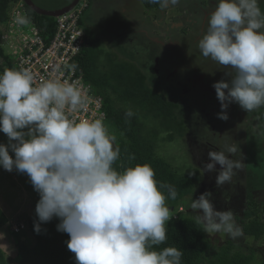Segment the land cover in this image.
<instances>
[{
    "label": "clouds",
    "instance_id": "clouds-1",
    "mask_svg": "<svg viewBox=\"0 0 264 264\" xmlns=\"http://www.w3.org/2000/svg\"><path fill=\"white\" fill-rule=\"evenodd\" d=\"M148 2L166 9L178 0ZM14 22L26 26L30 18L17 14ZM197 47L204 58L233 70L223 71L226 78L213 83L219 119H229L226 110L232 103L246 112L264 106V11L259 0H217ZM86 103L76 83L49 79L36 85L27 68L0 73V131L8 138L7 144L0 143V167L27 174L39 194L34 230L39 233L41 223L58 217L57 230L69 235L66 243L76 264H181L179 248L153 247L167 240L166 199H176L175 188L158 186L147 163L117 170L120 148L114 147L116 136L109 134L103 119L69 118ZM133 115L131 109L125 113ZM238 153L241 158L233 159ZM208 157L203 168L217 172V188L230 183L244 166L238 144L210 150ZM211 197L206 190L189 204L204 232L242 237L234 211L217 210Z\"/></svg>",
    "mask_w": 264,
    "mask_h": 264
},
{
    "label": "trees",
    "instance_id": "trees-1",
    "mask_svg": "<svg viewBox=\"0 0 264 264\" xmlns=\"http://www.w3.org/2000/svg\"><path fill=\"white\" fill-rule=\"evenodd\" d=\"M19 1L0 0V38L10 9ZM141 2L150 11L161 8L159 4L149 3L148 0ZM25 7L42 32L52 35L55 18L39 15L26 5ZM80 23L84 27L82 18ZM84 30L86 45L74 59L73 65L82 74L84 82L102 98L106 114L104 124L109 134L116 136L114 147L118 145L120 148V157L114 167L122 171L135 164L147 163L155 171L158 186L161 183L170 185L177 192L176 199H166L171 211L170 220L165 225L167 240L153 247L157 250L167 246L179 248L183 252L181 264H264V258L258 260L259 262L255 261L254 249L245 253L242 249H235L229 240L225 241L224 246L218 241L219 237L212 239L204 232V227L197 221L196 216L186 210L189 208L187 199L199 189L202 179L200 171L194 168L180 173L157 154L160 142L185 136L186 127L184 120L177 116V104L150 86L140 66L130 60L118 58L113 51H105L99 46L98 37L91 38L92 30L87 26ZM135 63L139 65L138 62ZM5 68L15 69L12 59L0 43V73ZM128 109L134 113L130 118L125 116ZM162 191L167 196V189ZM248 197V209L243 210L242 216L236 218L246 237L260 241L264 238V222L258 217L261 204L254 202L251 196ZM180 207L184 211H178ZM37 220V216L27 220V228L34 240L33 245H28L19 238L16 243L18 260L10 263L5 253L0 250V264H76L75 254L68 249L66 243L70 239L69 235L57 230L60 219L53 217L49 222L41 223L39 233L34 230V221ZM7 222L8 219L0 208V230Z\"/></svg>",
    "mask_w": 264,
    "mask_h": 264
},
{
    "label": "rangeland",
    "instance_id": "rangeland-1",
    "mask_svg": "<svg viewBox=\"0 0 264 264\" xmlns=\"http://www.w3.org/2000/svg\"><path fill=\"white\" fill-rule=\"evenodd\" d=\"M71 1L72 0H38V2L40 3L38 5L42 8L51 10L57 8L58 5L59 7H63V5H67ZM82 1L87 3L88 0ZM210 1L211 0H178L177 4L169 5L165 9V11L168 10V13L164 12L165 14H163L160 11L154 13L147 12V14L149 13L150 17H147L146 20L140 19L141 22L139 26L145 25V27L153 32L154 35H157L160 31H162L160 25L163 24L162 26H170V24H172L173 22L172 26L174 29L170 30L173 31L174 35H176L178 40H180L181 37L177 34H184V32L189 31V29L192 27V19L196 17V14L201 21L203 11H207L208 9V12L209 10H211L210 12H212L215 9L216 4L210 5ZM213 1L217 3V0ZM180 4H185L183 10L177 9L179 8L178 6ZM117 6L118 5H116V8H113L112 17L107 16L109 17L108 19L99 23V28H96L99 33L93 32L92 29L91 38L98 37L100 39L99 46H101V48L105 51L108 50L115 52L118 58H129L131 60H136L138 63L140 62L144 66L146 65V67L148 68L150 66V62L148 60V57H145L146 52H148V48L145 47L146 43H144L145 53H143L141 50H133L124 43V40L130 39L131 36L129 33H127L129 29L124 26L123 23L127 19V15H129L132 11H128L126 14H122L119 11V6ZM259 6L261 10L264 11V0H259ZM175 13L177 16H180L179 19H172V16H174ZM100 17L101 16L99 15L98 19ZM162 17L166 18L161 19ZM135 19L138 18L136 17ZM85 21H87L86 18ZM85 21L83 20L84 28L86 24ZM113 21L116 22V24H118L119 26L121 25V28L124 27L122 31V39H120L117 35L119 27L116 26L114 29L109 28L108 24ZM190 33H192V31H190ZM107 38L110 40L109 44L107 43ZM142 42H144V40ZM111 44L114 45L113 48H111ZM131 50H133V52H131ZM183 50H178V53L176 50L175 53L178 54V57L174 59H180V55H182ZM171 55L175 57L176 54ZM131 60V63L139 67L137 63ZM162 62L165 63V61ZM211 63L214 66H212L213 68L211 72L213 71L215 73L218 71L217 76H220L219 70L221 66L217 65L214 61H212ZM214 68L216 69L214 70ZM205 69H209V67ZM221 69L222 71H233L232 69ZM160 72L162 73V70H160ZM210 76L212 75L210 74L209 77ZM221 78L226 77H224L223 75L222 77H220V79ZM206 81L203 83L206 84ZM207 85L210 87L213 85V82H208ZM227 110H231L229 112V119L222 125L223 127L221 128V131H224V135H228V140L227 142H225V144H238L243 154V160L245 162L243 168L241 169V174L245 177L238 176L241 181L235 182L236 179L234 178L230 183H228V185L230 184L232 186L236 183L239 188L241 186V190H243V194L246 197H244L243 195H240L241 197L239 196V198L236 197V199H239V204L238 202L234 201L235 205L233 208L230 207V209L234 211L235 219L237 221L236 216H242V211L248 209V196H251L254 202H260L261 205L258 210V217L264 222V106L253 111L246 112L245 110L241 109L238 104L232 103L229 105ZM199 117L200 116H198L196 119L193 118L194 122L190 124L188 135H185L184 137L177 136L173 141L160 142L157 148V154L171 163L172 166L178 169L180 173H186L189 169H198L203 179L205 177L203 175V172H205L203 165L206 162H209V159L203 158L201 159V161L197 158V156L200 155V150H198L197 148V145L199 144L197 140H195V138L198 136L201 137L203 135V137L206 139L208 135L206 133V126L203 123V120L201 118L199 119ZM198 119L199 122H196V120ZM206 122H208L207 119ZM209 124L217 125L214 120L210 121ZM197 125H199L200 128ZM25 131H27V129H25ZM213 139H215V135L213 136ZM0 143H8V138L2 131H0ZM223 145L224 144L219 143L215 147L220 150ZM9 152L10 155L14 156V153L11 152V150H9ZM236 156L239 159L241 158L239 153ZM220 167L221 166L219 164L216 165V169H220ZM214 174L215 172H212L209 173L208 176L210 177ZM234 177L236 176L234 175ZM211 178H213V176ZM199 190L200 189L196 190V192L187 199L188 205L190 204L192 199H197L199 197V195L201 194ZM225 198L226 201H232V199H229V196L227 194ZM38 200L39 194L34 190L27 174L19 173L15 169L12 171H6L2 167H0V204L2 205V210L8 217V222L0 230V250L5 253L6 258L10 263L18 260V256L16 255V243L19 238L25 240L26 234H29V229L27 228V220L29 217L36 216L35 207ZM214 203L216 209L220 210L221 206L218 207V205H216V202ZM236 206L237 208H235ZM187 210H189L193 215L196 216V213L191 208H187ZM13 222L15 223V225L11 226L10 223ZM21 225L25 226L24 229H19L20 231L18 233L13 231V228H15L16 226L17 228H19ZM207 234L212 239L219 237L218 241L220 243L222 242L224 246L226 243L225 241L229 240L231 241V245H234L233 247H235V249H242L243 251H245V253H250V249H254L255 261L257 262H259L258 260L264 258V238L260 241H254V239L250 236L246 237L243 234V236L239 239L233 240L224 233Z\"/></svg>",
    "mask_w": 264,
    "mask_h": 264
},
{
    "label": "flooded vegetation",
    "instance_id": "flooded-vegetation-1",
    "mask_svg": "<svg viewBox=\"0 0 264 264\" xmlns=\"http://www.w3.org/2000/svg\"><path fill=\"white\" fill-rule=\"evenodd\" d=\"M33 2L37 6H39L38 4H40L38 0H33ZM86 4H87V9L84 12V19L86 18L88 20L90 29L91 30L93 29V32L99 33V31H97L96 28H99L98 25L100 22H103L109 17H112L113 6L114 4H116V1L88 0ZM214 4L216 3L213 0H211L210 5H214ZM100 5L101 7L99 8V12H96L95 8H98ZM184 5L185 4H180L178 6L179 8L177 9L183 10ZM61 7H59V5L57 6V8H61ZM132 7H134L133 8L134 11L144 10L153 13L157 11H160L163 14L168 13L167 12L168 10L165 11V9H161V8L158 10L154 9L152 11L145 9L143 7L142 2L140 3L135 2V4L132 5ZM210 11L211 10H209L208 12V9L207 11H203L201 21L198 15L196 14V17L192 19L193 20L191 25L192 27L189 29V31H187L188 33L184 32V34L182 33L177 34L181 37L180 40H178L177 36L174 35V32L170 30V29H174L171 24L170 26H162V25L160 26L163 35L160 36V38H158L159 40L155 42L152 39L156 38L155 37L156 35H154L153 32H151L149 29H147L145 25L139 26L138 22L141 21L139 20L130 21V18L127 17V19L123 23V25L129 29L127 33H129L131 36L130 39H126V40L123 39L125 41L124 43L129 48L133 50H141L143 53H145V47L148 48V52H146L145 57H148L150 66L147 68L146 65L144 66L140 62H139V66L144 70L147 82L150 84V86H152V88H154L155 90L163 93L168 100L177 104L178 108L176 113L179 119L184 120L186 127L185 135H188L190 124L194 122V119L200 116L199 119L201 118L203 120V123L206 126V133L208 136L206 139L203 137V135L201 137L198 136L195 138V140H197L199 144L197 145L198 150H200L199 152L200 155L197 156L199 160L203 158L209 159L208 152L210 150H218L215 146L218 145L219 143L225 144V142H227L228 140L227 139L228 135H224V131L223 130L221 131V128L223 127L222 125L226 123V121L221 120L217 117V113L221 111L220 101L216 97V91L213 85L210 87L207 85L208 82L214 83L215 81H218L220 77L224 75V72L222 71L221 68L220 70L218 69L220 71V76H217L218 71L215 73L213 71L211 72L212 68L214 67L213 64L211 63L212 60L210 58L205 59L200 54V51L197 47V42L199 37H201L204 34V32L207 30L208 17L206 15L210 13ZM99 15L101 17L98 19ZM172 17H173L172 19H179L180 16H177L175 13L174 16ZM108 26L110 29H114L116 26L119 27L117 31V35L120 39L123 38L122 31L124 27L121 28V25L119 26L114 21L109 23ZM190 31H192V33H190ZM159 34H157V36ZM106 40L107 43L109 44L110 40L108 38ZM143 40L144 42H142ZM144 43H146L145 47H144ZM171 44H173V46H171ZM113 47L114 45L111 44V48ZM133 50H131V52H133ZM176 50L177 53L179 52L178 50H183L182 55H180V59L178 60L174 59L178 57V54L175 53ZM171 54L174 55L176 54V55L174 57ZM123 60H131V59L123 58ZM131 61L135 62L136 60H131ZM162 61H165V63H163ZM207 67H209V69H205ZM215 69L216 68H214V70ZM160 70H162V73L160 72ZM210 74L212 76L209 77ZM205 81L207 82L206 84L203 83ZM226 111L229 115V112L231 110H226ZM199 119L196 120V122H199ZM206 119L208 120V122H206ZM213 120L214 122L217 123V125L215 124L216 126L213 124L211 125L209 124V122ZM197 126L200 128L199 125ZM214 135H215V139H213ZM232 158L239 159L237 156L235 158L234 157ZM218 170L219 169H217V171ZM203 173L205 177L202 179V182L200 181L201 184L199 183L200 193H203L206 190L211 191L212 201L213 203L216 202V205H218V207L221 206L220 210H226L229 209L230 207L233 208L235 205L234 201L238 202L239 204L238 201L239 196L240 195L244 196L243 190H241V186L239 188L236 183L233 184L232 186L230 184L229 185L227 184L220 187L222 189H219L216 187L215 184V177L217 175V172H215V174L211 175L210 177L208 176L209 173L207 172H203ZM212 176L213 178H211ZM235 176L236 177L233 176V179L234 178L236 179L235 182L241 181L238 177V176L240 177L244 176L241 174V169L236 170ZM226 194L229 196V199H232V201L231 200L226 201L225 198ZM236 197L238 198L236 199ZM235 208H237V206Z\"/></svg>",
    "mask_w": 264,
    "mask_h": 264
},
{
    "label": "built area",
    "instance_id": "built-area-1",
    "mask_svg": "<svg viewBox=\"0 0 264 264\" xmlns=\"http://www.w3.org/2000/svg\"><path fill=\"white\" fill-rule=\"evenodd\" d=\"M86 6V2L82 1L72 10L56 16L54 32L48 36L42 32L39 24L27 12L24 2L20 0L10 9L0 43L12 59L15 69L31 70L36 85L49 79H58L76 83L83 90L87 99L86 107L69 113L70 119L101 118L105 122L102 98L84 82L82 74L72 67L74 59L86 45L85 30L80 23ZM17 14L27 15L30 23L26 26L17 25L14 22ZM178 211L182 212L184 208L180 207ZM24 227L16 226L13 230L18 232Z\"/></svg>",
    "mask_w": 264,
    "mask_h": 264
},
{
    "label": "crops",
    "instance_id": "crops-1",
    "mask_svg": "<svg viewBox=\"0 0 264 264\" xmlns=\"http://www.w3.org/2000/svg\"><path fill=\"white\" fill-rule=\"evenodd\" d=\"M116 1V4H114V6H113V8L115 7L116 8V5H118L117 7L119 8V11L122 13V14H126L128 11H132L129 15H127V17L128 18H130V21L131 20H139V21H141L142 19H147V17H150L149 16V14H147V12L148 11H144V10H142V11H134L133 10V8L134 7H132V5H134L135 4V2H138V3H140L141 2V0H115ZM101 7V5L98 7V8H95V10H96V12H99V8ZM208 15H209V13L206 15L207 17H208ZM166 16V15H165ZM138 18V19H135V18ZM163 18H166V17H162L161 19H163ZM141 19V20H140ZM84 21H85V19H84ZM86 22V24H85V26H89V28H90V25L88 24V20L87 21H85ZM82 23L84 24V22L82 21ZM139 24H140V22H138ZM153 23V22H152ZM163 25V24H162ZM171 25H173V22H172V24ZM157 26H158V24H157ZM161 26V25H160ZM163 35V32L162 31H160V34L157 36H155L156 38H153L152 40L153 41H158L159 39L158 38H160V36H162ZM171 46H173V44H171ZM176 46H178V45H176ZM174 48H176V47H174ZM0 208H1V210H2V205L0 204ZM3 211V210H2ZM4 212V211H3ZM5 214V213H4ZM6 215V214H5ZM7 217V216H6ZM7 219H8V217H7ZM18 223V222H17ZM10 225L12 226V225H15V223L13 222V223H10ZM25 241L27 242V244L28 245H33V243H34V240H33V237L31 236V234L29 233L28 235L26 234V236H25ZM15 262V261H14Z\"/></svg>",
    "mask_w": 264,
    "mask_h": 264
},
{
    "label": "water",
    "instance_id": "water-1",
    "mask_svg": "<svg viewBox=\"0 0 264 264\" xmlns=\"http://www.w3.org/2000/svg\"><path fill=\"white\" fill-rule=\"evenodd\" d=\"M23 1L25 5L29 7L32 11L36 12L39 15H44V16H49V17H56L65 12H68L79 2V0H72L69 4L64 5L61 8L49 10V9H45V8H41L40 6H37L33 2V0H23Z\"/></svg>",
    "mask_w": 264,
    "mask_h": 264
},
{
    "label": "bare ground",
    "instance_id": "bare-ground-1",
    "mask_svg": "<svg viewBox=\"0 0 264 264\" xmlns=\"http://www.w3.org/2000/svg\"><path fill=\"white\" fill-rule=\"evenodd\" d=\"M24 4H25V3H24ZM77 5H79V2H78L74 7H76ZM74 7H73V8H74ZM73 8H72V9H73ZM72 9H71V10H72ZM54 18H55V17H54Z\"/></svg>",
    "mask_w": 264,
    "mask_h": 264
}]
</instances>
